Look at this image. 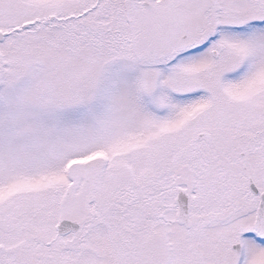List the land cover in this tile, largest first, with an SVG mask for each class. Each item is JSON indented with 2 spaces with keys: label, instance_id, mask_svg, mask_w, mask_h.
Masks as SVG:
<instances>
[{
  "label": "snow or ice",
  "instance_id": "obj_1",
  "mask_svg": "<svg viewBox=\"0 0 264 264\" xmlns=\"http://www.w3.org/2000/svg\"><path fill=\"white\" fill-rule=\"evenodd\" d=\"M0 264H264V0H0Z\"/></svg>",
  "mask_w": 264,
  "mask_h": 264
}]
</instances>
